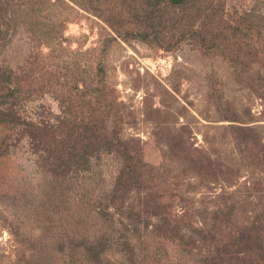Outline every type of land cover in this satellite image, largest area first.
<instances>
[{
	"label": "rangeland",
	"instance_id": "1",
	"mask_svg": "<svg viewBox=\"0 0 264 264\" xmlns=\"http://www.w3.org/2000/svg\"><path fill=\"white\" fill-rule=\"evenodd\" d=\"M124 152L179 216L264 221V0H0V264H202L144 202L106 214ZM87 229L133 249L94 262Z\"/></svg>",
	"mask_w": 264,
	"mask_h": 264
},
{
	"label": "trees",
	"instance_id": "2",
	"mask_svg": "<svg viewBox=\"0 0 264 264\" xmlns=\"http://www.w3.org/2000/svg\"><path fill=\"white\" fill-rule=\"evenodd\" d=\"M161 1L164 0H155V2ZM170 1L179 4L185 0ZM33 125L36 124L34 123ZM36 126H38L40 131H35L36 134H34V136L39 138L45 133H42L39 125ZM85 130H87V128ZM47 131L50 132V130ZM41 141H44V139L41 138ZM87 144H90V142ZM125 147V150H127V145H125ZM123 154H125L122 156V158H125L123 161L124 165L121 167L112 189L101 196V199L106 203L107 215L111 214L115 216V214L118 213L117 211L121 213L119 222L122 225L123 233H125V229L132 224L128 219H132L133 223H135L133 217L137 215L140 216V213L133 208L135 206L133 200H138L142 203L144 202L142 208L145 210L144 212L148 214L150 212V216H156L158 218V222L155 223L156 225L154 227L157 233H162L171 238L182 239L186 245L199 242L211 246L213 249L212 254L202 259V264H248L247 261L250 262V264H257V262L264 259V237L261 233L264 229V221L261 215H257L251 224L239 227L238 224H234L232 221V216L236 211V202L227 204L225 202L228 199H226L224 201L225 204L218 205L210 212L211 221H209V215L206 211L205 214L202 212L196 214L194 213L196 212L194 207H192V211H190L189 204L187 207H184L185 211L183 215L179 216L172 212V206L170 204L160 203L154 193L149 192L148 194V192H146V188H152L153 184L158 186L160 183L161 185V177H155L154 182L152 181L146 185L151 177L146 175V172L143 171L142 168L144 164H141V160L136 157V155L133 156L126 152ZM193 161L196 163L202 160L198 158L197 161L195 159ZM197 166L199 169L202 167L201 165ZM156 173H159V171L157 170ZM180 198L184 199L182 194ZM95 203L99 202L97 201ZM111 207L116 211H109ZM206 209L208 208L206 207ZM92 213V210H90L89 215H92ZM195 217L199 218L198 222L200 226L197 224L198 222L195 221ZM183 218L185 220L180 223ZM208 221L210 224H208ZM84 231L83 237L78 238L79 240H70L73 248L71 245L69 247L73 252L76 251L74 248L76 245H83L84 248L81 247L82 250L86 254H89V258L94 262H103V254L107 252L110 245L122 244L125 250L133 249L126 236L124 239V235L115 236L112 234V236H115L112 237L109 234L107 236H97L95 234V236H92L89 232L90 230L88 231L87 229ZM76 262L75 259L74 263ZM111 263V260H106V264Z\"/></svg>",
	"mask_w": 264,
	"mask_h": 264
}]
</instances>
